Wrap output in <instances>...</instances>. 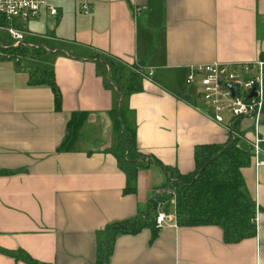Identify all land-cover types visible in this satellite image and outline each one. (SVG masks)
<instances>
[{
  "label": "crops",
  "instance_id": "1",
  "mask_svg": "<svg viewBox=\"0 0 264 264\" xmlns=\"http://www.w3.org/2000/svg\"><path fill=\"white\" fill-rule=\"evenodd\" d=\"M48 1L57 13L24 22L20 46L0 43V264H28L7 253L20 250L41 263L96 264L97 232L169 190L161 164L191 172L197 145L231 137V119L216 122L190 93L189 67L264 60V0ZM115 111L136 130L130 150ZM73 112L87 118L59 150ZM232 126L249 150L253 121ZM258 131L264 148V114ZM125 169L135 192H125ZM242 175L257 203L254 237L225 243L217 225L178 226L172 198L171 211L158 206L170 217L155 240L149 228L118 235L108 264H264V164L251 156Z\"/></svg>",
  "mask_w": 264,
  "mask_h": 264
},
{
  "label": "trees",
  "instance_id": "2",
  "mask_svg": "<svg viewBox=\"0 0 264 264\" xmlns=\"http://www.w3.org/2000/svg\"><path fill=\"white\" fill-rule=\"evenodd\" d=\"M0 19V24H4ZM13 49V48H11ZM23 51L22 53H25ZM48 84L55 94L57 107L61 104V93L51 73ZM40 78L33 79V82ZM115 128L123 130V141L127 148L136 145V130L124 124L120 112L112 114ZM87 114L73 112L68 122L69 133L59 150L71 149ZM250 149L240 146V137H230L225 143H206L195 147V168L182 173L177 168L161 164L167 174L166 186L173 192L156 196L146 212L138 217L114 221L104 230L97 232L99 255L96 264H108L115 239L121 234H136L144 228L151 230V241L158 235L156 216L159 204L169 202L174 196L176 222L181 227L217 225L223 230L225 243H237L254 237L257 233V203L245 190L242 169L251 163ZM129 186L125 192L136 191V172L127 169ZM15 258H22L28 264L41 263L24 251L7 252ZM49 264V263H48Z\"/></svg>",
  "mask_w": 264,
  "mask_h": 264
},
{
  "label": "built area",
  "instance_id": "3",
  "mask_svg": "<svg viewBox=\"0 0 264 264\" xmlns=\"http://www.w3.org/2000/svg\"><path fill=\"white\" fill-rule=\"evenodd\" d=\"M82 8L87 12L90 5L84 3ZM144 8L145 6L137 7L135 13L138 14ZM42 9L53 15L57 13V9L48 0H0V18L5 22L0 24V29H6L14 45L18 47L25 38L22 24L37 16ZM3 47L5 48L4 45ZM187 81L197 88L198 95L216 122L223 123L225 119H231L228 128L232 137H240L233 129L234 119L247 118L253 121L254 137L249 141L250 151L256 159L257 166L263 165V139L259 135L258 126L264 114V60L239 64L223 62L194 64L189 67ZM233 86H237V95L233 94ZM169 193L173 195L170 190ZM169 217L167 212H158L156 227L161 228Z\"/></svg>",
  "mask_w": 264,
  "mask_h": 264
},
{
  "label": "rangeland",
  "instance_id": "4",
  "mask_svg": "<svg viewBox=\"0 0 264 264\" xmlns=\"http://www.w3.org/2000/svg\"><path fill=\"white\" fill-rule=\"evenodd\" d=\"M4 42H6L7 44H13V40L11 39V37H10V35H9V33L6 31V29H4V28H1L0 29V43L1 44H4ZM24 50H19V51H17L16 52V54H20L21 56L23 55L22 54V52H23ZM3 55H4V51L2 50V48L0 47V61H2L3 60V58H5V57H3ZM24 57L26 56V54H24L23 55ZM28 56V55H27ZM129 74H128V72H126L125 73V75H124V77H127ZM129 77V76H128ZM189 85V88H190V93L191 94H197L198 92H197V89H196V87H194V85H191L190 83H188ZM166 180V179H165ZM166 189L168 190L169 188L166 186ZM170 190V189H169ZM169 190L166 192V193H164V194H167V193H169ZM161 205H168V210L169 211H171L172 210V208H173V205H169V202H165V203H162ZM147 210V209H146Z\"/></svg>",
  "mask_w": 264,
  "mask_h": 264
},
{
  "label": "water",
  "instance_id": "5",
  "mask_svg": "<svg viewBox=\"0 0 264 264\" xmlns=\"http://www.w3.org/2000/svg\"><path fill=\"white\" fill-rule=\"evenodd\" d=\"M232 91L234 95H237L238 91H237V86H233L232 87ZM254 94V93H253Z\"/></svg>",
  "mask_w": 264,
  "mask_h": 264
}]
</instances>
